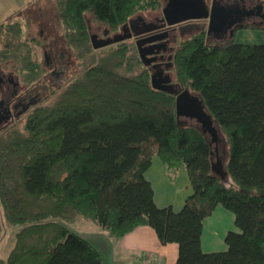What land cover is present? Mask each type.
Returning <instances> with one entry per match:
<instances>
[{
    "label": "trees",
    "instance_id": "16d2710c",
    "mask_svg": "<svg viewBox=\"0 0 264 264\" xmlns=\"http://www.w3.org/2000/svg\"><path fill=\"white\" fill-rule=\"evenodd\" d=\"M53 7L80 62L57 80L50 75L41 100L0 128V242L6 226H18L0 264H102L72 228L82 225L112 238L148 225L161 243L177 244L171 264H264V43L210 40L199 28L177 37L171 53L174 85L200 97L224 136L222 177L212 169L209 134L177 117L175 93L152 87L135 42L90 43L89 23L115 31L136 14L160 11L161 1L54 0ZM1 29L0 63L11 62L23 83H42L39 37L21 39L19 22ZM155 155L167 169H186L191 192L179 209L154 201L144 172ZM218 204L238 230L225 233L226 249L204 251L203 219Z\"/></svg>",
    "mask_w": 264,
    "mask_h": 264
},
{
    "label": "flooded vegetation",
    "instance_id": "af4514ba",
    "mask_svg": "<svg viewBox=\"0 0 264 264\" xmlns=\"http://www.w3.org/2000/svg\"><path fill=\"white\" fill-rule=\"evenodd\" d=\"M210 4L211 0H206ZM217 4L225 5L233 9H238L239 13H236L233 17L235 20L230 24L226 25L222 30H212L209 34L206 31V19H189L174 24H164L161 20L160 11H146L139 13L142 17L135 20L132 23V27L139 28L144 23L151 24H164L160 27L152 29L147 32L140 33L138 35H131L124 40H133L136 44L137 41L141 43V47L146 46L150 48L151 42L148 38L160 37V39L154 42L164 41L163 45L159 47H152L154 53L148 55L149 57L154 56L156 59L147 65L150 74L153 71L163 70L162 75L168 74L171 68V53L173 45L171 42H175L178 36H182L183 32L192 29L195 31L199 28H204L206 36L209 38H216V41L228 38L230 32H233L236 28L242 27L245 24L254 23L257 21H264V3L262 0H215ZM137 15V14H136ZM135 15V16H136ZM133 16V17H135ZM120 29V27H119ZM115 30V31H119ZM107 31V35H111L115 31H109L106 28L96 27L95 31H92L91 26H88L89 35L95 34L103 37V31ZM130 29L126 31L129 32ZM41 34V32H40ZM233 34V33H232ZM122 40V41H124ZM120 42V41H119ZM48 50L43 49V63L44 67L48 70L43 74L42 83L33 85L23 83L17 73H13L12 70H6L0 63V128L6 126L9 123L16 121L23 115L28 113L37 102L44 96L45 86L50 82L49 76H54L57 80L64 74L67 69V65L63 60V53L60 52L58 55L55 54L57 46H52V43L47 44ZM137 46V45H136ZM168 66V67H167ZM172 82V81H171Z\"/></svg>",
    "mask_w": 264,
    "mask_h": 264
},
{
    "label": "crops",
    "instance_id": "0c3cea01",
    "mask_svg": "<svg viewBox=\"0 0 264 264\" xmlns=\"http://www.w3.org/2000/svg\"><path fill=\"white\" fill-rule=\"evenodd\" d=\"M160 1L161 6L166 2V0ZM233 34L229 37H232ZM154 157L150 166L144 172V175L152 184L154 201L158 206L170 204L174 209H179L183 204L184 198L191 191L188 175L183 170H180L182 167L175 170L167 169L164 163L159 160L156 162L158 167L156 166L157 168L155 169L158 172L157 184L160 188L159 191L157 189L159 193L157 194L152 175ZM181 172L183 180L173 194H171V191L163 189V185H176ZM86 229H90L100 235L96 240H88L100 251L102 264H171L175 261L178 254V246L175 242L161 243L154 229L148 225H138L120 238H112L104 230L95 226H89ZM230 229H237L232 211L220 204L216 205L211 214L203 219L200 236L202 250L216 251L218 248L224 247L226 245L224 236ZM78 233L81 235L80 232ZM82 236L84 237V235Z\"/></svg>",
    "mask_w": 264,
    "mask_h": 264
},
{
    "label": "water",
    "instance_id": "95a60500",
    "mask_svg": "<svg viewBox=\"0 0 264 264\" xmlns=\"http://www.w3.org/2000/svg\"><path fill=\"white\" fill-rule=\"evenodd\" d=\"M160 13L161 20L164 21V24L168 25L189 19H206V31L207 34H209L212 30H222L226 25H230L235 18H229L239 13V10L217 4L215 0H211L210 4H207L205 0H166L160 8ZM140 18L142 17L139 14L129 18L120 26L119 31H115L111 35H107L106 30L103 31V35L107 36L100 37L95 34H90L89 37L92 47L97 49L122 41L132 34L138 35L164 25L144 23L139 28L132 27V23ZM128 29L130 30L126 33ZM232 33L233 29L230 35H232ZM158 39H160V37L147 39L151 42L149 45L150 48H146V46L141 47V43L139 41L136 42L137 50L143 64L149 65L156 59L154 56L149 57L148 55L155 52L151 49L152 47H159V45L161 46L165 43L164 41L154 42ZM162 72L163 70H161V72L153 71L150 74L152 87L175 93V112L177 117L183 116L194 119L200 125L203 132L209 134L210 141L216 145L218 141V131L211 115L205 110L200 97L196 93L191 92L187 87L180 89L176 88L174 83L171 82L169 74L162 75ZM212 169L222 177L225 176V171L219 159L212 162Z\"/></svg>",
    "mask_w": 264,
    "mask_h": 264
},
{
    "label": "rangeland",
    "instance_id": "374dc122",
    "mask_svg": "<svg viewBox=\"0 0 264 264\" xmlns=\"http://www.w3.org/2000/svg\"><path fill=\"white\" fill-rule=\"evenodd\" d=\"M262 2L264 3V0H262ZM53 6H54V0H0V24L1 23L14 24L15 22H19L21 24V31H20L21 39L26 35L27 36L33 35L39 37L43 45V46L35 45L36 56L39 62L43 61V49L48 50L47 44L52 43V46H57V51H55V54L58 55L60 52L63 53V60L67 65V69L65 70V75H66L67 72L71 73L75 68L78 67L77 64L80 62V59L76 56L77 55L76 53H74L73 51H71L66 47L64 40L60 34V30L56 23L55 10ZM256 23H258V25L260 26H264V21L263 22L257 21ZM89 25L91 26L92 31H95L96 27H98L96 24L92 22L89 23ZM192 32H194L192 29L186 30L183 32L182 36H178V38L185 37L191 34ZM1 34L3 35L5 34V31H3V29H1L0 31V35ZM208 39L216 40V38H211V37H209ZM233 40L235 42H240V43H264V30L248 29L244 27L237 28L235 30V33L233 34ZM171 44L173 45L172 48H174L176 41L171 42ZM0 48H1V44H0ZM1 65L4 67V69L8 71L12 70L14 74L18 73L15 70L14 65L11 64V62L6 63L5 65L4 63H1ZM47 70L48 69L45 68L44 72H46ZM168 74L172 81L174 79V75L171 69H169ZM182 118L185 121L195 122V120L192 118L183 117V116ZM223 137H221V135L218 132V141L216 145L215 143H213V159H214L213 162L216 159H219L221 161V165H222V158L225 157V153H226V149H225L226 145ZM159 160L160 158L155 155L152 166V175L154 177L157 194H159L158 191L160 188L157 184L158 172L155 171V169L158 167L156 165L158 163L156 162H158ZM180 170L186 172V169L183 167L180 168ZM182 180L183 178L181 172L179 178L176 181V185L175 184L163 185V189H167L168 191H171V194H173L176 191V188H178V185L182 182ZM75 227L72 226L74 230L80 232L81 235H84L86 239H90L91 241H93V239L94 240L98 239L100 236L98 233L93 232L90 229H86V227L83 225L81 226V228L79 226H75ZM17 229L18 226H6L3 235L4 237L0 242V257H5L9 249L13 246L14 233ZM230 230H238V228L230 229ZM226 247L227 245H225L222 248H218L217 250H224L226 249Z\"/></svg>",
    "mask_w": 264,
    "mask_h": 264
}]
</instances>
